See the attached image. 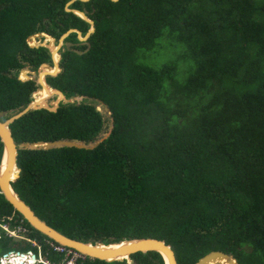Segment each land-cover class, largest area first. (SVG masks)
<instances>
[{
    "label": "trees",
    "instance_id": "obj_1",
    "mask_svg": "<svg viewBox=\"0 0 264 264\" xmlns=\"http://www.w3.org/2000/svg\"><path fill=\"white\" fill-rule=\"evenodd\" d=\"M66 1L0 0L1 119L37 87L19 78L20 68L52 63L49 48L27 36L45 31L57 40L69 27L89 28ZM69 7L86 10L95 29L86 50L75 31L65 36L72 43L61 51V70L46 81L81 99L33 108L9 126L16 142L90 141L110 131L92 148H19L14 189L47 223L81 240L151 235L171 244L178 264H195L211 249L238 264H264V0H74ZM0 221L24 224L44 256L62 262L65 250L1 192ZM0 231V254L37 250ZM130 258L84 255L74 264H164L156 250Z\"/></svg>",
    "mask_w": 264,
    "mask_h": 264
},
{
    "label": "water",
    "instance_id": "obj_2",
    "mask_svg": "<svg viewBox=\"0 0 264 264\" xmlns=\"http://www.w3.org/2000/svg\"><path fill=\"white\" fill-rule=\"evenodd\" d=\"M73 1L74 0H67L65 3V9L71 10L74 13L80 15L85 20H87L90 23L89 28L84 34H82L81 30L78 29L77 27H69L66 31L61 33L56 43L49 49L52 63L51 64L49 62L41 63L38 66L36 77L26 75L27 77L24 78V79L31 78L41 85L40 87H37L33 91L31 100L25 106L13 112L11 115L7 116L6 118L3 119L0 118V141L2 144L1 155H0V192L4 195L5 199L10 202L13 208L16 211H18L32 227H34L41 233L45 234L55 242L73 248L81 254L88 255L91 257L102 258L105 260L126 258L128 262H130L132 261L130 255L133 252L156 250L162 255L164 264H178L174 249L172 248L171 244L166 242L165 239L163 238L146 235V236L121 238L109 242H104V241L93 242L90 240L86 241V240L78 239L76 237L68 236L65 233L58 230L57 228L50 225L49 223H47L45 219L41 218L34 211V209L14 189L15 187L13 181L18 176L20 170V167L17 164V156H18L19 148L48 149V148L64 146V145H68V146L74 145L77 147L92 148L96 146L105 136H107L110 131L111 126L105 132H103L101 136H98L90 141H85L83 139H77V138L60 137V138L47 139V140L40 139V140H32V141L25 140L22 142H16L12 135V130L9 126V124L15 118L21 116L22 114L33 108L46 107L48 109L55 110L60 102L74 100L72 98L75 97L76 95H71L70 97H66L59 88L50 86L46 81V76L48 74L55 75L61 70L59 64V60L61 57L59 48L61 47L62 41L68 33L72 31L76 32L77 38L81 42H85L87 44V47L84 50H86L90 45L88 41V37L89 34L93 32L95 29L94 21L92 18H90L87 15L86 10L75 7H69V4ZM47 35L50 36L52 40H55L54 36L50 35L45 31L33 32L27 36V39L31 38V36H35V37L43 36L45 38ZM47 42L49 43L50 40H47ZM47 42H41L37 44L30 43V45L43 44L47 46ZM75 50L77 52L84 51L79 49H75ZM24 70L36 72L35 70L30 69L29 66L27 65L20 68V71L23 72ZM41 72L43 74L42 77L40 75ZM43 85L47 86L48 88H52L53 91H55L58 95H60L55 103L52 102L51 105H49L48 103L43 104L36 101L34 92H36L38 89L43 88L44 87ZM97 101H99L100 104H102V101L100 99H97ZM104 106L105 109L110 112L108 106L107 105ZM6 113H7L6 110H0V117H2ZM219 263L238 264L237 259L231 253H227L222 249H211L206 253H204L203 255H201L195 261V264H219Z\"/></svg>",
    "mask_w": 264,
    "mask_h": 264
},
{
    "label": "rangeland",
    "instance_id": "obj_3",
    "mask_svg": "<svg viewBox=\"0 0 264 264\" xmlns=\"http://www.w3.org/2000/svg\"><path fill=\"white\" fill-rule=\"evenodd\" d=\"M48 39L50 41L52 40L50 37L49 38H46V37L45 38L44 37L42 38L40 36H36V37L35 36H31V38H28L27 40H28V43L37 44V43H41V42H47ZM56 41H57L56 39L55 40H52V44L54 45L56 43ZM49 44H50V42L49 43L47 42V46L50 49V45ZM37 71H38V68H37ZM31 72H28V74H31ZM36 72H34V74ZM18 76L20 78H23V79L27 77L26 74H23L22 71H20V70L18 72ZM32 95H33V92H32ZM58 98H59V96L55 92V93H52L49 98H46V100H47V103L49 105H51V103L54 100L57 101ZM72 99H74V100H80L81 99V96L78 95V96L73 97ZM98 106L100 108H103L102 105H100V104ZM105 111L107 113H109L108 110L105 109ZM4 226L7 227V224H4ZM9 236H12L13 240H15V242H16L15 244H18V242H20L21 244H24L25 242H29L30 241L31 242L30 243L31 245H36L37 246V250L36 251L33 250L32 248L25 249V253L27 254V257H29V258L32 257V252L33 253L36 252L35 260L32 263H27V264H37V262H39L40 260H42V261L44 260L43 263L41 261V264H44V263L47 264L48 263V260L44 256V253L41 251V244L39 243V241H37V239H36V242H34L32 239H30L29 237H27L26 236V233H25V229L23 227L18 226V224L12 226V233ZM17 249H20V248L13 247L12 249H10L11 250L10 252H7V254H5V255L4 254H0V264H3L4 261H7L9 263H12V261L14 262L13 258L17 257L16 256L17 252L15 251ZM20 250H22V249H20ZM73 259H74V255L68 256L67 253H66V256L64 255V257L62 259V264H74ZM16 264H19V263H16ZM23 264H25V263H23Z\"/></svg>",
    "mask_w": 264,
    "mask_h": 264
},
{
    "label": "bare ground",
    "instance_id": "obj_4",
    "mask_svg": "<svg viewBox=\"0 0 264 264\" xmlns=\"http://www.w3.org/2000/svg\"><path fill=\"white\" fill-rule=\"evenodd\" d=\"M46 37H50V36H46ZM51 38V37H50ZM52 39V38H51ZM50 45V44H49ZM52 40H51V45H50V47H52ZM23 74H26L27 73V71H23L22 72ZM41 77H42V72H41ZM44 87L43 88H41L40 90H39V92H38V94L35 96L36 97V101H38V102H40V103H43V104H46L47 103V100H46V98H49L50 96H51V94L52 93H54L55 91H53V89L52 88H48L47 86H45V85H43ZM58 96H60V95H58ZM54 103L56 102V100H54L53 101ZM24 255H26V257H27V254L26 253H19V254H16V256L17 257H15L14 259H16V263H19V264H23L25 261H24V259H19V258H22V257H24ZM33 257V258H32ZM32 257H30V260H35V256H33L32 255ZM25 258V257H24ZM29 258V257H28ZM32 258V259H31ZM13 259V260H14ZM5 262V261H4ZM15 263V261L13 262L12 261V263L11 264H16ZM31 263V262H30ZM25 264H27V262H25Z\"/></svg>",
    "mask_w": 264,
    "mask_h": 264
},
{
    "label": "built area",
    "instance_id": "obj_5",
    "mask_svg": "<svg viewBox=\"0 0 264 264\" xmlns=\"http://www.w3.org/2000/svg\"><path fill=\"white\" fill-rule=\"evenodd\" d=\"M18 226H21V227H23L24 229H25V233H26V236L28 235V232H27V227L24 225V224H22V223H18ZM8 229V233L9 234H11L12 233V228H7ZM34 242H36V240L35 239H32ZM49 241V244L50 245H52L53 246V248L54 249H56V250H65V256H66V253H67V255L68 256H72V255H74V259L77 257V256H84V254H81V253H79L78 251H76L75 249H73V248H70V247H68V246H65V245H62V244H55L53 241H50V240H48ZM76 253V254H75ZM47 259V258H46ZM74 259H73V261H74ZM48 260V259H47ZM42 261V260H41ZM44 261V260H43ZM43 261H42V263H43ZM6 262H3V264H5ZM10 264V263H9ZM45 264V263H44ZM47 264H56V263H54V262H51V261H49L48 260V263ZM59 264H62V262H60Z\"/></svg>",
    "mask_w": 264,
    "mask_h": 264
},
{
    "label": "flooded vegetation",
    "instance_id": "obj_6",
    "mask_svg": "<svg viewBox=\"0 0 264 264\" xmlns=\"http://www.w3.org/2000/svg\"><path fill=\"white\" fill-rule=\"evenodd\" d=\"M43 38V37H42ZM46 38H48V37H46ZM49 40V39H48ZM26 41L28 42V40H27V38H26ZM69 43V44H68ZM71 41H66L65 40V38L63 39V41H62V45H61V47L59 48V50H60V55H61V51L64 49V46L66 45H71ZM50 45H51V41H50ZM29 68H31V67H29ZM32 69V68H31ZM33 70H35V71H37V68L36 69H33ZM28 72H31V71H27V73H26V75H28V76H34V77H36L37 76V72L34 74V72H31V74H28ZM20 78V77H19ZM31 79V78H30ZM36 82V81H35ZM37 83V82H36ZM41 85L39 84V83H37V87H40ZM36 87V88H37ZM40 90V89H39ZM39 90H38V92H39Z\"/></svg>",
    "mask_w": 264,
    "mask_h": 264
},
{
    "label": "clouds",
    "instance_id": "obj_7",
    "mask_svg": "<svg viewBox=\"0 0 264 264\" xmlns=\"http://www.w3.org/2000/svg\"><path fill=\"white\" fill-rule=\"evenodd\" d=\"M0 227H1V228H4V223H2V224L0 225ZM9 228H12V227L10 226ZM27 237H29V236L27 235ZM47 237H48V236H47ZM29 238H30V237H29ZM48 238H49V237H48ZM30 239H35V240H36V238H30ZM50 239H51V238H50ZM50 239H48V240H50ZM37 241H38V240H37ZM50 241H53V242L55 243V241L52 240V239H51ZM56 244H58V243L56 242ZM10 251H11V250L8 249L7 251L3 252L2 254L5 255V254H7V252H10ZM15 251L17 252V254H19V253H25V250L17 249V250H15ZM32 255L36 257V252H35V253L32 252ZM38 263L41 264V260H40L39 262H37V264H38ZM5 264H9V262L6 261ZM10 264H11V263H10Z\"/></svg>",
    "mask_w": 264,
    "mask_h": 264
},
{
    "label": "crops",
    "instance_id": "obj_8",
    "mask_svg": "<svg viewBox=\"0 0 264 264\" xmlns=\"http://www.w3.org/2000/svg\"><path fill=\"white\" fill-rule=\"evenodd\" d=\"M40 37H43V36H40ZM37 68H38V67H37ZM30 69H31V68H30ZM32 70H33V69H32ZM9 217H10V216H9ZM2 223L7 224V227L4 226V228H3L4 233H5L7 236L11 235V234L8 233V229H7V228L10 227L9 223H8V222H1V221H0V225H1ZM0 235H1V231H0Z\"/></svg>",
    "mask_w": 264,
    "mask_h": 264
}]
</instances>
